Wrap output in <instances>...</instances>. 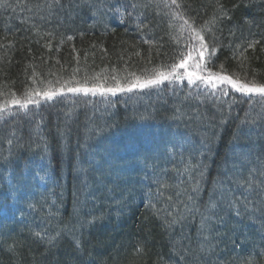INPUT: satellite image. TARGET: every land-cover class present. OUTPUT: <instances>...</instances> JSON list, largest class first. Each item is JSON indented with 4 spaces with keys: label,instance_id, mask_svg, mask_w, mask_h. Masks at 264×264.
<instances>
[{
    "label": "trees",
    "instance_id": "trees-1",
    "mask_svg": "<svg viewBox=\"0 0 264 264\" xmlns=\"http://www.w3.org/2000/svg\"><path fill=\"white\" fill-rule=\"evenodd\" d=\"M117 1L130 11L111 16L109 0L0 7V104L49 81L75 86L99 74L106 87L112 77L127 84L189 52L195 41L186 30L173 38L167 9ZM218 5L226 15L201 33L203 62L264 84V0H182L197 29L219 17ZM220 87L227 95L169 79L8 104L0 203L14 209L1 221L0 264H264V242L243 245L244 227L264 220V95Z\"/></svg>",
    "mask_w": 264,
    "mask_h": 264
},
{
    "label": "snow or ice",
    "instance_id": "snow-or-ice-1",
    "mask_svg": "<svg viewBox=\"0 0 264 264\" xmlns=\"http://www.w3.org/2000/svg\"><path fill=\"white\" fill-rule=\"evenodd\" d=\"M157 8L167 9L166 15L170 17V26H175L178 29L179 35L173 37L174 39L179 40L180 36L183 35L186 30L189 33L188 39L190 42L195 41L194 43H190V50L187 54H181V58L178 62L172 63L170 66H165L164 68H156L153 69L154 75L147 76L145 78H141L140 76H135V74H130L133 77L132 82L127 84H121L120 80L116 77H112L115 81L114 85L105 86L103 81H100L99 74L94 77H85L83 81H76L75 86H71L69 81H64L59 84V87H53L52 82H48V86L42 92L38 89L28 90L24 94V99L21 100L12 97L11 100L6 101L4 104H0V115L6 110L8 104L19 105L22 108H26L29 104H39L40 100L37 97H43L51 100L53 97L58 94H62L64 92L69 93H113L116 92H124V91H132L134 88H146L151 85L161 84L163 81L169 79L175 80H183L187 79V81L191 84H196L197 81H201L205 84H208L215 91L219 92L220 95H227L226 90L221 85H229L237 92L240 93H258L264 95V84H258L254 80L253 81H244L239 78V76L228 75L223 68V65L220 66V71H212L207 64L203 62V58L206 50L208 49V45L205 43V36L201 33L204 30H207L208 33L212 32V26H214L219 18H222L226 15L224 8L218 5L219 17L215 14L209 21H205V23L197 29L193 27L192 24H189L188 19L185 18L184 12L182 10V0H154ZM12 5L9 3V0H0V7H11ZM136 7V5H133ZM119 11V9H117ZM175 21H179L178 24H175ZM253 44H249L248 47H253ZM215 49H213V52ZM195 52L196 56L193 57L192 53ZM211 56V53H209ZM243 56V53H241ZM193 60V63L190 65H186V60ZM192 70L189 71L188 68ZM184 69L183 72L180 69ZM89 79L93 82L89 84ZM107 79V78H105ZM59 83V82H57ZM82 243L80 239H77V245L79 246ZM138 250V252H141Z\"/></svg>",
    "mask_w": 264,
    "mask_h": 264
},
{
    "label": "rangeland",
    "instance_id": "rangeland-1",
    "mask_svg": "<svg viewBox=\"0 0 264 264\" xmlns=\"http://www.w3.org/2000/svg\"><path fill=\"white\" fill-rule=\"evenodd\" d=\"M121 1V0H120ZM110 2H112L113 4H112V6H113V8H112V10L110 11L109 10V13H110V15L111 16H113L112 14H114L115 16H122V15H124V14H127L129 11H130V6L127 4V5H124V6H119V5H117L116 3L118 2L117 0H109V2L108 3H110ZM107 3V4H108ZM111 7V6H110ZM117 9H119V11H117ZM176 23V22H175ZM192 56L193 57H195L196 56V53L195 52H193L192 53ZM189 62V63H188ZM191 64V63H193V60H191V59H189V60H186V64ZM190 68V67H189ZM191 69V68H190ZM4 114V113H3ZM2 114V115H3ZM1 115V116H2ZM148 134L146 133V134H143V135H141V137H140V139H141V142H143V143H145V145H148V143H147V138H148V136H147ZM147 143V144H146ZM128 150H129V148H130V146H127L126 147ZM152 173V172H151ZM135 182V181H134ZM16 190H17V187H14L13 189L11 188V193L12 192H14L13 194L14 195H16ZM9 192V191H8ZM21 192H23V190L21 191ZM130 197H132L131 196V193H129V192H127L126 193V195H125V197H124V199L125 198H130ZM15 198V197H14ZM15 200H17V196H16V198H15ZM124 206H126V204H124ZM22 207H24L23 206V204H22ZM13 209H14V203L13 202H3V203H0V225H1V221H2V219H4V215H8V216H10V217H12L13 216V213H12V211H13ZM251 214H253V211H251ZM258 217L259 216H257V215H255V220H257L258 219ZM258 221H260V225H257L256 224V227H253L251 230H252V232L250 231V232H248V227H244V230H245V236H244V241H243V245L246 247V246H251L252 245V247H254V249L256 248V250H258L259 248L257 247L258 246V244L260 245V246H262L263 244V242H264V234H261V232H260V230L259 229H261L262 227H264V220H262V219H259ZM254 234V236H252V238L250 237V235L251 234Z\"/></svg>",
    "mask_w": 264,
    "mask_h": 264
}]
</instances>
